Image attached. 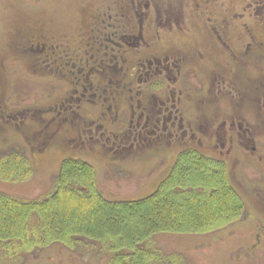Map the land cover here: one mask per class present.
I'll return each mask as SVG.
<instances>
[{"label": "flooded vegetation", "instance_id": "flooded-vegetation-1", "mask_svg": "<svg viewBox=\"0 0 264 264\" xmlns=\"http://www.w3.org/2000/svg\"><path fill=\"white\" fill-rule=\"evenodd\" d=\"M107 1L69 32L42 24L11 42L58 88L38 108L0 98V141L20 133L43 162L89 156L131 179L162 164L156 187L187 153L230 173L264 163V0Z\"/></svg>", "mask_w": 264, "mask_h": 264}, {"label": "trees", "instance_id": "trees-1", "mask_svg": "<svg viewBox=\"0 0 264 264\" xmlns=\"http://www.w3.org/2000/svg\"><path fill=\"white\" fill-rule=\"evenodd\" d=\"M32 174L23 153L0 155V177L23 181ZM96 178L89 162L65 159L46 197L23 200L0 192V248L10 263L53 243L76 249L87 238L100 242L110 255L108 264H184L178 255L166 256L154 237L218 232L231 214L245 209L227 168L197 153L181 156L156 189L140 199H108Z\"/></svg>", "mask_w": 264, "mask_h": 264}, {"label": "rangeland", "instance_id": "rangeland-1", "mask_svg": "<svg viewBox=\"0 0 264 264\" xmlns=\"http://www.w3.org/2000/svg\"><path fill=\"white\" fill-rule=\"evenodd\" d=\"M233 1L237 2L235 11L243 12L245 3L242 0H219L213 3L219 4L221 10ZM105 2L108 1L0 0V98L12 99L17 108H38L43 97L58 88L29 68L30 61L25 59L24 52L12 50L10 44L13 40L14 45L20 43L29 32L42 24L47 25L53 33L69 32L76 19L83 18L91 9L100 8ZM185 2L194 4L192 0V3L190 0ZM254 9L251 7L252 12ZM246 12L249 14L250 11ZM253 23L257 25V22ZM183 41L188 45L191 39L184 34ZM8 56L12 58L5 60L6 65L3 67L1 58ZM19 134L11 136V142L0 141V155L14 151L23 153L33 167V174L23 181L0 177V192L23 200L44 198L54 191L63 154L58 153L53 159L44 162L42 158H34L25 146L27 140L24 141V137ZM84 158L95 165L98 170L97 185L104 196L111 200H135L149 195L157 185V179L152 176L162 166L160 164L154 172L131 179L120 176L115 169L102 166L97 159L89 156ZM229 174L232 185L245 201V209L238 214H231L235 216L221 224L218 232L156 235L154 245L166 256L178 255L184 264H264V163L258 165L250 157H244L237 169ZM35 219H38L36 214L33 215ZM82 240L83 245L76 249L53 243L35 252L21 253L20 261L16 264H108L110 255L103 251L100 242L87 238ZM4 254L0 248V264H11L10 258Z\"/></svg>", "mask_w": 264, "mask_h": 264}]
</instances>
